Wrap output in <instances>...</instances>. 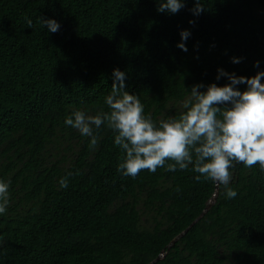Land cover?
I'll return each instance as SVG.
<instances>
[{
    "label": "trees",
    "instance_id": "16d2710c",
    "mask_svg": "<svg viewBox=\"0 0 264 264\" xmlns=\"http://www.w3.org/2000/svg\"><path fill=\"white\" fill-rule=\"evenodd\" d=\"M201 3L194 16L192 0L176 14L158 12V0H0V179L10 182L0 264H149L163 252L154 264H264L259 165L230 169L231 199L191 169L127 177L117 171L123 153L111 130L94 129L92 150L64 123L75 109L108 111L113 69L155 122L182 111L193 85L228 83L218 69L264 71V0ZM41 17L59 30L42 27Z\"/></svg>",
    "mask_w": 264,
    "mask_h": 264
},
{
    "label": "clouds",
    "instance_id": "9594fccd",
    "mask_svg": "<svg viewBox=\"0 0 264 264\" xmlns=\"http://www.w3.org/2000/svg\"><path fill=\"white\" fill-rule=\"evenodd\" d=\"M192 14L204 12L201 0H192ZM187 0H158V12L178 13L185 7ZM28 28L32 20L25 18ZM42 27L56 33L60 25L53 19L39 18ZM195 24L194 20L189 21ZM181 40L186 41L190 32H180ZM187 51L184 43L177 44ZM233 63L240 59L233 58ZM259 68V61L254 62ZM220 77H226L228 83L217 86L196 84L181 105L182 111L176 116L155 122L145 115L144 105L137 95L125 90L126 75L119 69H113V83L104 104L108 111L94 115L75 109L66 116L64 123L89 138L88 147L95 150L99 135L94 129L106 126L114 134V145L123 156L117 171L124 176L135 178L142 170L155 173L158 168L167 171H193L197 182L212 181L217 187L223 185L227 198L237 193L229 187L235 164L246 168L259 165L264 171V71L254 76H236L234 73L217 70ZM237 85H246L243 91ZM205 89L201 91L200 89ZM67 173L58 181L61 189L69 185ZM9 183L0 179V215L9 206Z\"/></svg>",
    "mask_w": 264,
    "mask_h": 264
},
{
    "label": "water",
    "instance_id": "95a60500",
    "mask_svg": "<svg viewBox=\"0 0 264 264\" xmlns=\"http://www.w3.org/2000/svg\"><path fill=\"white\" fill-rule=\"evenodd\" d=\"M215 196L216 194L214 195V197L212 199H210L209 203L207 204V206L205 207V209L202 211V213L200 214V216L198 218H196L192 224L186 229L184 230L183 232H181L178 236H176L171 242L170 244L168 245V248H170L174 243L175 241H177L183 234L186 233V231L191 227L193 226L206 212L207 210L210 208L211 204L214 202L215 200ZM165 254V252H163L162 254H160L157 258H155L154 260H152L149 264H154L156 261H158L161 257H163Z\"/></svg>",
    "mask_w": 264,
    "mask_h": 264
},
{
    "label": "rangeland",
    "instance_id": "374dc122",
    "mask_svg": "<svg viewBox=\"0 0 264 264\" xmlns=\"http://www.w3.org/2000/svg\"><path fill=\"white\" fill-rule=\"evenodd\" d=\"M178 105H179V104H178ZM181 105H182V104H181ZM181 105H180V106H181ZM180 106H179V107H180Z\"/></svg>",
    "mask_w": 264,
    "mask_h": 264
}]
</instances>
